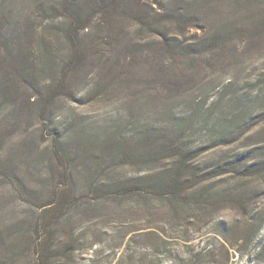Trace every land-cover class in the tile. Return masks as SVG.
Masks as SVG:
<instances>
[{
	"label": "rangeland",
	"instance_id": "obj_1",
	"mask_svg": "<svg viewBox=\"0 0 264 264\" xmlns=\"http://www.w3.org/2000/svg\"><path fill=\"white\" fill-rule=\"evenodd\" d=\"M50 1L0 0V36L9 60L18 66L13 59L20 50L30 71L24 79L5 77L0 69V88H8L0 90V230L12 234L14 230L7 229L10 224L36 217L42 204L57 205L59 195L66 193L71 198L62 205L63 212L76 219V233L82 240L70 259L62 258L66 264H264V252L260 253L264 224L255 232L264 217V167L252 174L226 169L237 157L245 158L248 165L264 164V122L230 145L207 150L192 168L208 179L180 195L166 189L123 194L116 188L94 191L87 184L93 177L108 181L146 176L171 164V160L148 156L138 139L140 127L148 122L157 128L169 122L162 116L170 105L165 103L169 93L158 86L153 74L180 75L183 89L193 92L197 100L189 105L177 102L175 115L187 117L192 106L198 108L195 122L187 123L186 139L193 146H209L214 135L208 127L212 120L207 122L205 115L210 109L233 115L238 104L229 105V95H235L245 110L256 104L250 96L264 85L250 83L264 72V49L247 48L234 35L230 43L234 50L226 45L224 51L195 61L160 51L152 44L161 31L153 21L158 19L149 15L139 28L132 19L135 13H129L130 6L136 9L139 2L152 0H118L115 8L97 13L95 22L70 41L57 28L59 19L43 13L47 11L41 6L48 7ZM104 26L110 29L109 35ZM195 32L204 31L190 28L186 36ZM75 51L77 60L72 55ZM4 59L1 48L0 62ZM54 59L65 60L55 70L57 75ZM114 127L122 132L123 141L109 151L99 147V139ZM80 129L92 135L97 132L94 145H87L85 154L78 151L82 158L58 159L53 136L64 131L66 138L75 141ZM118 149L129 154L122 157ZM98 155L106 158L101 165L95 163ZM8 170H14L13 174L1 176ZM252 208L253 215L249 214ZM4 256L0 264H34L35 259L21 250Z\"/></svg>",
	"mask_w": 264,
	"mask_h": 264
},
{
	"label": "trees",
	"instance_id": "obj_2",
	"mask_svg": "<svg viewBox=\"0 0 264 264\" xmlns=\"http://www.w3.org/2000/svg\"><path fill=\"white\" fill-rule=\"evenodd\" d=\"M152 1L139 2V6L136 5L135 7L136 9L130 6L129 13H135L132 19L139 28L144 26L141 22L149 15L153 16L154 19H158L157 22L153 21L161 31L155 34V36L158 34V39L153 36L152 44H156L160 51L163 50L176 56L183 55L195 61L197 57L204 54L213 55L218 51H224L226 45L234 50L230 45L234 35L242 38L244 43L247 44V48L251 45L259 50L261 48L264 49V0H216V2L212 0H194L191 5H183L178 0ZM117 2L118 0H51L48 7H41L42 11H47L43 12L44 14L47 13L51 15V18L57 17L59 19L57 28L63 32L67 40L73 41L76 34L87 29L93 21L95 22L97 13L106 14L111 7L115 8L117 6ZM95 8H98L99 11L93 13L92 11ZM200 13L204 16L202 17ZM234 15L236 18H234ZM205 19H208L206 23L204 22ZM201 21L204 24H200ZM104 27L108 30L107 35H109L110 29H108V26ZM190 28L204 32L202 34L195 32L191 37H187L186 33ZM151 41L150 38L149 43ZM1 48H4L5 56H7L6 61L4 59L0 62V65H2L0 69L3 71L4 76L14 75L15 77L27 79V76H30L27 57L23 56L18 50L15 57L16 60L13 59L15 63H18V66H14L9 60L7 47L3 45L0 36ZM72 55L73 59L76 58L75 60H77L78 53L75 51ZM82 56L86 58L85 53ZM53 62L56 63L54 71L65 64L64 59L62 61L54 59ZM134 75L133 73L131 80ZM152 78H158V86H162L169 93L165 103L169 104L170 102V105L164 107V115H162L169 122L166 123L167 125H161L164 127L159 126V128L148 122L145 126L146 129L140 127V138L138 139L148 156L155 155L160 157V159L171 160V164L161 167L157 173L154 172L146 176L136 175L130 178L125 177L124 179L113 177L108 181L93 177L90 183L87 182L89 190L101 191L106 188H116L118 192L123 194L126 191L156 192L166 189L168 192L180 195V192L193 188L208 179L207 176L202 175L201 171L193 170L192 168V165L207 150L221 145H230L243 138L255 126L264 122V87L254 90L250 98L256 104L247 110L243 109L241 102H236L237 98L234 97L235 95H229L227 103L229 105L238 104L241 107L237 105L231 116H226L225 113L215 114L210 109L209 114L205 116L208 119L207 122L212 120L208 127H210L214 138L210 140L209 146H193L186 139L187 123L191 122L192 124L195 122L194 117L198 116V108L192 106L188 110L190 114L187 117L184 115L177 116L175 115L176 112H174L177 102L188 103V105L190 102H196L197 99L195 98V100L192 96L193 92L190 93L189 90L183 89L184 84L180 80V75L176 72H171L167 75L157 73L153 74ZM253 83L264 85V72L258 73L250 85L253 86ZM124 84L129 86L128 81H125ZM2 89L7 90L8 88L1 87L0 90ZM52 93L49 97H53ZM208 97L209 95L204 99L202 107L206 106ZM217 102H219V99ZM213 106H215V103ZM227 117H229L227 120L229 122L216 129L217 125L223 121L225 122ZM65 136L64 131L63 133H56V136H53V145L55 154L58 152L56 156L59 155L57 158L64 157L65 160H68L69 158H74V156L82 158L83 154H85L84 148H87V145L88 148L94 145L95 139H97V132L92 135V133H85L83 129L77 130L75 132V141ZM99 140L102 143L99 147L104 146L109 151L116 142L123 141L122 132L114 127ZM74 142L76 146H74ZM81 150H83V154L77 155ZM118 153L122 157L129 154L127 149L124 151L118 149ZM100 157L101 160H99ZM96 158L98 159L95 160L96 165H101L106 159L101 155L96 156ZM245 160V158H234L233 162L227 164V171H241L252 174L264 167L263 163H251L248 165ZM67 167L69 166L66 165L65 169H68ZM13 172L14 170L1 172V176L7 178V174H13ZM62 174L63 177L67 178L68 172L64 170ZM91 175L93 176V174ZM82 177V181H87L84 179L85 176ZM55 196L56 193L54 192L53 197ZM68 197L69 199L71 198L66 193L60 194V202L57 205H54L52 201L46 202L41 205L43 210L36 217L33 215L18 222H13L7 227V229L12 228L14 230L12 234L7 233L5 235V232L0 230V257L4 256V253L10 254L14 250H21L23 253L35 255L34 264H66V261L62 260V258L70 259L73 253L82 246L81 237L76 233L78 228L75 225L76 219L66 216L65 212H63L62 205L68 200ZM51 205L53 208L46 209ZM249 214L253 215V208L249 210ZM263 224L264 217L260 220L258 227H256V233ZM89 245H92V243L90 242ZM262 252H264V245L260 248V253ZM201 254L197 253L196 255Z\"/></svg>",
	"mask_w": 264,
	"mask_h": 264
}]
</instances>
